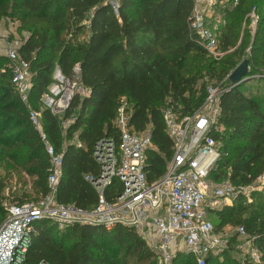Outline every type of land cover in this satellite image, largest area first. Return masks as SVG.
<instances>
[{
    "label": "trees",
    "instance_id": "1",
    "mask_svg": "<svg viewBox=\"0 0 264 264\" xmlns=\"http://www.w3.org/2000/svg\"><path fill=\"white\" fill-rule=\"evenodd\" d=\"M243 2L239 0L231 9L216 5V17L225 20L218 29L219 49L226 53L214 59L190 29L193 0H0V21L17 22L18 29L28 34L18 53L30 63L29 106L39 110L46 138L62 153L55 193L58 202L82 211L96 204L95 189L84 176L97 173L95 144L105 137L118 141L113 121L122 98L129 106V125L135 131L150 129L154 148L146 158L148 181L164 174L172 139L165 131L163 110L173 105L179 115L192 113L205 97L204 76L221 80L244 59L243 44L250 32L246 28L249 17H242L248 9ZM255 2L259 29L250 37L257 62V52L264 57L260 35L264 0ZM235 12L237 16H233ZM8 64V58L0 55V163L6 161L11 168L20 169L41 195L47 192L48 157L28 107L11 83ZM56 66L66 77H73L78 66V83L87 90L86 95L75 94L60 114L51 113L39 101L53 82ZM251 72L255 70L248 74ZM229 86L219 98L218 122L224 132L213 131L222 140L220 149L225 155L209 177L222 180L230 166V181L245 186L264 172V100L244 92L240 84ZM5 185L0 178V223L6 213ZM249 200L237 195L230 204L207 209L208 219L214 216L220 227L243 226L249 249H255L260 260L254 263L249 252L238 260L229 255L233 250L229 248L222 253L223 264H264V185L261 191L250 193ZM34 228L25 254L28 264H158L156 254L133 227L116 224L107 230L102 225L73 222L60 228L41 219ZM235 238L233 234L230 243ZM214 257L209 255L206 264ZM171 264L197 262L190 253L177 251Z\"/></svg>",
    "mask_w": 264,
    "mask_h": 264
},
{
    "label": "built area",
    "instance_id": "2",
    "mask_svg": "<svg viewBox=\"0 0 264 264\" xmlns=\"http://www.w3.org/2000/svg\"><path fill=\"white\" fill-rule=\"evenodd\" d=\"M238 1L193 0L190 29L210 56L220 55L217 31L225 24L223 18L215 15L216 5L235 6ZM113 10L118 13L116 4ZM248 17L252 27L257 22L255 7ZM19 47L16 41L6 42L8 68L11 83L21 102L27 105L30 121L44 144L48 157L47 192L22 203L3 201L6 213L0 223V264H28L25 254L32 242L34 225L41 219L51 220L60 228L73 222L102 225L107 230L116 224L126 225L133 227L144 239L159 264H171L179 241L197 264H206L215 247V243L208 241L213 235V226L207 209L219 208L225 200L232 201L240 193L246 195L245 190L256 188L255 182L260 179L264 183L263 175L245 186L234 185L229 178L215 182L209 177L225 155L213 131L217 130L220 95L230 89L228 74L224 79L226 83L207 87L203 101L192 113L179 115L173 105L163 110L165 131L172 139V153L164 174L153 182L148 181L145 171L147 153L154 148L149 126L135 131L129 125V106L122 98L113 121L118 141L105 137L95 144L93 158L97 173L84 176L95 189L96 204L89 211H82L55 198L62 171V153L46 138L39 110L29 106L30 63L19 55ZM250 69L249 63L248 71ZM73 72V77H66L55 67L53 82L39 97L42 106L51 113L65 111L75 94H87L78 83V66ZM251 77L264 78V68ZM238 233L245 235L243 226L238 227ZM251 258L259 260L255 249H252Z\"/></svg>",
    "mask_w": 264,
    "mask_h": 264
},
{
    "label": "rangeland",
    "instance_id": "3",
    "mask_svg": "<svg viewBox=\"0 0 264 264\" xmlns=\"http://www.w3.org/2000/svg\"><path fill=\"white\" fill-rule=\"evenodd\" d=\"M255 1H257V0H255ZM255 1H253V3L257 4ZM261 1H263V0H261ZM253 3L251 0H244L243 8L248 7V9H247L248 12L246 11V13H244V10L242 8V11L244 13V14H242V17L245 15L248 19V14L252 10V8L255 7V5ZM261 5H262V3H261ZM228 8L231 9V8H233V6L230 4L228 6ZM237 15H238L237 12H235L233 16H237ZM4 22H6V24H4ZM10 22L11 21H6L5 19H2L0 21V42L3 39H8L10 41H16L18 43V45H21L22 39L26 38L28 34L25 30L18 29V23L16 24L17 26H15V25L10 24ZM210 22H211V24H213L214 19L210 20ZM10 26H11V28H9ZM261 26L264 28V23H262ZM241 27H242V29L245 27V22H243L241 24ZM246 28L249 30L251 37L255 33V30L259 29L258 27L256 28V24L252 25V27H251L250 18L248 20V24L246 25ZM263 28H262V30H260V35H261L262 39H264V29ZM220 33L221 32H219V30H218V36L220 35ZM250 35L247 34L245 36V43L243 44V51H245V56H243V58L252 59L253 63H251L250 66H251L252 70H255V72H251L250 74H247L248 78L246 81H244L240 84V89L243 90L244 92H247L248 94L259 96L260 102H262L264 100V79L263 78L262 79H256L255 77H251V76L254 73L262 71V69L264 68V57L261 56V54L259 52H257V57H258L257 62H255V60L253 59L254 55L251 53V41L252 40H251ZM240 36H241V33H240ZM238 42H237V45H238ZM3 48L6 50L5 45L3 46ZM230 50H232V49H230ZM230 50H228V51H230ZM219 51H220V55L211 56V57L214 59H219L220 57H222L226 53V51H222L221 49H219ZM5 56H6V53H5ZM225 77H223L221 80L217 81L215 78H212V77L205 75L204 78L202 79V82H204L203 84L205 87V94H206L207 87L213 86V85H218L221 83H226V81L224 80ZM202 82L200 81L199 83H202ZM217 123H218V125L216 126V128L218 130V134L221 132H224L223 124L219 123L218 120H217ZM216 136H217V134H216ZM217 142L219 145L222 144L221 139L217 138ZM225 169H226V174H225L224 178H229L230 166H226ZM261 175L264 176V172ZM0 178H3V180L6 184L5 188H4L3 195H4V197H6L9 200L14 199L17 201H23L24 202V201L34 200V199H37L38 197H40V194H37L35 189L31 186V182H30L31 179L29 177H27L20 169H14V168H11V166L6 165V161H2L0 163ZM262 181L263 180L260 179L257 182H255L257 184L256 188H254V189L249 188V189L245 190L246 195L242 194V193H240L238 195L244 196L247 202L250 201L249 200V195H250L249 192L252 193L254 191H261L263 189V185H264V183L262 184ZM247 194H248V196H247ZM225 201L228 202L229 204L232 202V201H228V200H225ZM211 221H212V226H213V231H212L213 235H211V237H210L211 239L209 238V240H211V242H212L213 239H215L212 242V243H215L214 244L215 247L213 249L214 252H212V255H214L215 257H214V260L210 264H223L224 263V259H223L224 257L222 255V253L226 250H229V248H233V250L231 251V254H229V255L230 256L235 255L238 260H241L243 255L247 252H249L250 256H251L252 249L251 250L249 249L248 239L245 237V235L242 236L238 233V227L240 225L233 226V225L229 224V225H226L224 227H220V226H218L219 220L216 219L214 216H212ZM233 234L236 236V238L234 239V241H232L230 243V238L232 237ZM176 249H177V251H184V246L180 243L177 245ZM253 261H254V263L260 262V260H258V261L253 260ZM157 263L159 264V262H157ZM261 263H262V261H261ZM130 264H135V263H130Z\"/></svg>",
    "mask_w": 264,
    "mask_h": 264
},
{
    "label": "water",
    "instance_id": "4",
    "mask_svg": "<svg viewBox=\"0 0 264 264\" xmlns=\"http://www.w3.org/2000/svg\"><path fill=\"white\" fill-rule=\"evenodd\" d=\"M249 59H242L228 74V80L234 87L247 80Z\"/></svg>",
    "mask_w": 264,
    "mask_h": 264
},
{
    "label": "crops",
    "instance_id": "5",
    "mask_svg": "<svg viewBox=\"0 0 264 264\" xmlns=\"http://www.w3.org/2000/svg\"><path fill=\"white\" fill-rule=\"evenodd\" d=\"M4 24H6V22H4ZM10 24H12V25H15V26H17L16 24H17V22H10ZM9 28H11V26L9 27ZM8 39H3V40H1V42H0V55H5V53H6V50L3 48V46L5 45L6 46V41H7ZM5 43V44H4ZM67 123H66V125L65 126H67L68 124H69V120H67L66 121ZM225 204H229L228 202H226ZM211 237V236H210ZM209 237V238H210ZM214 237V236H213ZM211 239V238H210ZM215 239H213V241H214ZM209 242H211V240H208ZM212 241V242H213ZM182 244L183 246H184V244H183V242L182 241H179V244Z\"/></svg>",
    "mask_w": 264,
    "mask_h": 264
}]
</instances>
